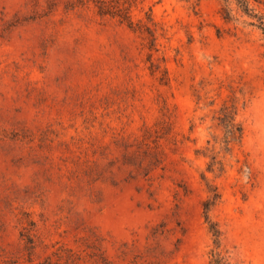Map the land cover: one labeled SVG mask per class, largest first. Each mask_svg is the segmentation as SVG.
<instances>
[{
	"label": "rangeland",
	"instance_id": "rangeland-1",
	"mask_svg": "<svg viewBox=\"0 0 264 264\" xmlns=\"http://www.w3.org/2000/svg\"><path fill=\"white\" fill-rule=\"evenodd\" d=\"M215 252L264 264V0H0V264Z\"/></svg>",
	"mask_w": 264,
	"mask_h": 264
},
{
	"label": "trees",
	"instance_id": "trees-1",
	"mask_svg": "<svg viewBox=\"0 0 264 264\" xmlns=\"http://www.w3.org/2000/svg\"><path fill=\"white\" fill-rule=\"evenodd\" d=\"M114 9L116 8H113V7L108 8L105 12H103V14L108 13V14H111L112 16L119 15L120 17H122L123 21H129L130 27H133V23L130 21V16L128 12L123 13L122 10H118V12H116V10ZM229 127H230L229 134L233 136V138H235L236 137V133L234 130L235 126L232 124V126H229ZM211 230L213 232V235L218 238L219 231L216 230L215 225L213 224L211 225ZM214 257H215V260L213 262L214 264H227L226 262H224V258L221 257L220 253L215 252Z\"/></svg>",
	"mask_w": 264,
	"mask_h": 264
}]
</instances>
